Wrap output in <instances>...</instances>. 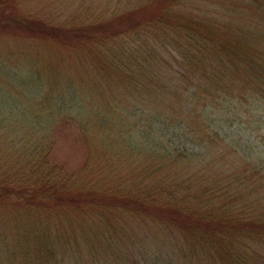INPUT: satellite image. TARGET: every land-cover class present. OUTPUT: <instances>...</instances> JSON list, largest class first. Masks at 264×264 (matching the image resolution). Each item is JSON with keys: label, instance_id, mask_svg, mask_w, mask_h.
Segmentation results:
<instances>
[{"label": "trees", "instance_id": "trees-1", "mask_svg": "<svg viewBox=\"0 0 264 264\" xmlns=\"http://www.w3.org/2000/svg\"><path fill=\"white\" fill-rule=\"evenodd\" d=\"M127 6L76 25L13 3V22L0 17V29L13 24L27 38L94 47L109 89L128 92L69 96L78 90L69 72L57 95H31L6 66L15 58L29 67L28 51L0 37V264H264V156L218 115L232 104L248 119L264 109V0ZM77 96L94 110L77 109ZM135 109L146 122L131 119ZM149 120L157 134L138 138L134 127L145 131ZM61 124L80 127L115 163L130 157L132 168L96 170L90 151L68 170L49 157Z\"/></svg>", "mask_w": 264, "mask_h": 264}, {"label": "rangeland", "instance_id": "rangeland-1", "mask_svg": "<svg viewBox=\"0 0 264 264\" xmlns=\"http://www.w3.org/2000/svg\"><path fill=\"white\" fill-rule=\"evenodd\" d=\"M12 3L16 4L17 9L21 12L34 18L42 19L46 17L60 22L69 21L72 25L105 19L109 17V14L113 10H115L114 8L124 9L129 6H127L129 0H11L10 5H7L6 2H0V14L4 13L3 16L0 17L6 18L5 20L2 19V21L4 20L7 23L13 22L12 19L7 18V13L11 9ZM7 27L8 28L6 29H0V34L3 35L0 36L1 39H4L11 44L13 43L12 47L15 49L19 48L18 46L21 47L23 45V49L28 51L29 57H27V60L29 61V67L32 70L29 69L28 65H26L25 68L17 67L15 63L18 62L17 60L14 61V58L10 61V64L6 65L9 69V74L11 73L8 78L15 83H19L20 86H23L21 83L23 84L25 82L29 94L57 95L56 93L61 89V81L59 80H61V77L64 75L67 76L70 72L72 73L70 79L77 85L78 90L74 92L68 90L67 95L69 96L87 95L95 98L97 95L119 94L118 96L124 98L127 95L128 92H126V89V91L120 90L119 92L109 89V70L103 68L94 47H90L87 44L79 45L77 42L78 45H74L73 39L71 40V44L74 46L65 42L62 44L60 42L55 43L50 39H46L47 37L44 36H39L38 38L32 36L31 38H27L28 36L26 35H28V33L25 32L24 29L17 28L16 26L14 28L13 24H9ZM20 43L21 45H19ZM10 53H12V49L10 50ZM60 60L62 61V64L58 63ZM80 61H82L83 66H81ZM54 66H57L59 70L57 71ZM87 69L91 73L94 72L98 77L91 75L89 79L85 75V71L88 72ZM34 76H37V81L32 80L34 79ZM84 78H88L89 80H87L86 84L82 87V79ZM21 79H25V81ZM57 80L60 84L53 82ZM93 80H96L95 82L99 84L97 88H93ZM40 81L47 83L46 88L48 91L51 89V85L53 91L51 93H46L45 88H41L42 85H40ZM138 93L139 92L137 91L136 94ZM2 97L3 96L0 95V98ZM136 97L138 98L135 101L139 102V95ZM75 102H77L76 107L79 109L82 106L79 96H77ZM92 105L93 103L89 98L82 106V109L85 110V112L87 111L90 113V111L94 110ZM225 106H227V104H225ZM231 106L232 107H227L229 109H225V112L221 111L220 114H218L219 119H223L224 127L228 129L227 131H229V134L233 137L239 138V142L242 143V145L246 143L247 145H250L249 147H254L255 150L264 156V109H259L258 112L252 114L251 118L248 119L245 117L246 115L236 117L234 115V109H238L239 107H235V104H232ZM129 107L130 106H128V108ZM128 108H126V110ZM14 110H16V108ZM132 115L133 114H131V119L136 120V122H146L145 119L142 118H148L147 114L141 112L140 109H137L135 114ZM147 123L148 125L145 126V131L142 129L143 124L141 123L140 127H134L132 132L135 135H138V138H141V135H144L147 132L149 135H152V133L157 134L156 131L158 130L159 123L156 120H154V122L149 120ZM44 124V122L40 121L36 123V126L38 127ZM78 128L80 129L79 132ZM78 128L71 130V128L65 124L55 127V136H53L55 142H53L49 150L50 158L51 155H53L52 158L55 161L64 165L68 170H71L84 163L86 156L92 151L90 165L95 167L96 170L102 169L109 172V167L115 166L120 167L121 170L124 169L123 173H128L127 170L132 168L129 162L130 157H128L126 161H118L116 163L113 159L109 160V151H104L96 139V143L93 142L92 147H88L82 138V129L80 127ZM106 131L109 132V130ZM168 132L172 133L173 130ZM247 132H250L251 137L254 138L253 141H246ZM168 137L169 134L165 136V138ZM157 138L158 137L155 136V141ZM141 141H143V139ZM191 146L192 144H188L189 148ZM10 148H12V146H10ZM255 153L256 152L254 151L253 154ZM141 234L143 235L141 232L137 233L134 238L137 236L140 238Z\"/></svg>", "mask_w": 264, "mask_h": 264}]
</instances>
